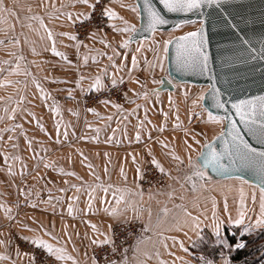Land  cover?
Wrapping results in <instances>:
<instances>
[{"label":"crops","instance_id":"obj_1","mask_svg":"<svg viewBox=\"0 0 264 264\" xmlns=\"http://www.w3.org/2000/svg\"><path fill=\"white\" fill-rule=\"evenodd\" d=\"M93 1L89 0V4ZM53 5L59 11H55ZM61 5L66 6L61 7ZM89 8L87 4L73 2V0H0V19L3 20V23H0L2 35L7 33L6 36L10 38L8 41L18 45L20 51L23 50L21 55L25 59L39 60L41 57L47 60V92L50 96L47 100V109L58 106L61 110L59 116H47L48 123L51 121L56 123L58 120L61 122L59 137L55 131L52 132L54 138L47 139V163L52 167L43 166V169L41 167L37 169L35 165L27 164L25 167L27 170H24L23 176L21 175L22 166L20 167L19 164L14 163L13 172L15 174L11 175L7 165L2 164L0 167L1 171L5 170L6 173H4L5 180L0 178V205L12 209V219H8L4 208L0 207V233L5 231V224L9 227V222L14 225L18 221V227L24 231L23 234L31 238L40 236L54 246L62 245L67 249V254L73 258L57 262L53 257L55 264H73L74 261L79 264H91V251L96 245L103 243L106 237H110V229L113 225L138 222L143 232L140 240L142 242L139 243L138 248L137 244L133 247L127 260L128 264H161V262L164 264H196L195 261L200 257L211 260L203 254L198 255L192 252V247L205 232L216 237L212 227L213 201L216 203L217 214L222 222V235L224 227L239 226L233 221L238 218L239 209L244 208L245 211V206L240 203L241 193H243L246 207L251 206V217L248 218L247 209L244 224H256L260 214V190L238 179L212 178L206 184L201 182L197 191H192L191 183L186 182L184 176L191 172L188 158L191 157L193 161H196L201 146L191 141L193 137H183L177 134L170 136L169 133L155 132L156 120L159 117L156 111L161 108L160 104L163 100L154 97L155 95L151 98L148 96L147 99L139 98L140 96L136 93L145 92L140 85L129 88L128 100L124 99V102L120 104L123 111L113 108L111 103L95 107L99 115L82 110L83 107L79 100L82 92L76 86V81L83 76L81 86L87 91L91 84L87 83L90 78L85 77L84 69H90L91 71L87 73L91 76L100 74L98 68L93 71V67L83 66L84 53H91L93 50L90 51V48L98 51L100 48L98 40L103 38L101 36L110 39L108 42L111 47L105 46L107 55H112V48L120 52L117 44L130 35L114 33L111 28L108 34L96 36L95 39L90 38L84 44L59 35L61 32L74 35L72 26L87 18ZM110 8L129 24L138 26V16L129 7ZM53 12L54 15H49ZM68 14H71L72 20H68ZM33 17H40L47 29L53 32L56 47L67 55V61L53 55L50 50L45 51V48L50 49L51 42L46 38V31L41 27V20L33 19ZM110 23L118 27L124 26L120 20L109 21ZM0 40L4 43V36L0 37ZM16 41L19 43H15ZM140 42H135V44ZM76 44L81 45L79 59ZM83 45L88 47L85 48ZM32 48H35L39 55H33ZM17 58L14 54L7 57L13 66ZM108 62L107 59V63L102 68L109 67ZM0 69L3 85L15 81L14 75L9 73L6 75H11V77L4 78V72H9L10 68L1 66ZM30 71L33 72L32 69ZM11 90L14 92L15 88ZM69 90L73 91L74 99L68 96ZM57 95L64 101L63 104L52 100ZM129 100H135L136 103H130ZM1 102V108L11 109L7 111L8 116L13 109L20 106L13 95H8L7 99L4 98ZM136 104H140L141 107L137 109ZM145 108L148 109L147 113ZM68 109L74 110L68 113ZM133 109H135L134 114H132ZM109 116L112 117L111 120L108 119ZM141 121L143 124L138 128L137 125H140ZM97 129H99L98 132ZM65 130L68 133L66 138L63 135ZM137 131L140 132L139 141L136 139ZM57 140H59L58 144ZM168 140L171 143L167 142ZM188 144L192 146L191 149L187 147ZM10 150L9 155L13 156L14 151ZM174 155L179 156L183 163L175 160ZM153 158H156L164 168L167 181L159 189L144 192L139 187L140 173L146 162H151ZM89 164L92 165L91 168L88 167ZM137 168L140 169L139 174L136 171ZM59 169H63V173H74V175H65ZM121 169L124 175H121ZM37 170L45 173L43 178L36 179L35 175L30 178L26 175ZM97 184L111 187L107 194L103 189L98 188L94 194L93 205L89 209L87 205L88 186ZM72 185H77L81 191L77 193ZM37 187L47 189L43 203L34 202V196L26 198L21 194V190L25 188H32L34 191ZM117 188L130 189L124 194L125 201L120 207L124 209L129 204L131 207H128L123 215L114 217L104 209L115 206V197L112 193ZM60 189L65 191L61 192ZM253 194L256 197L255 201L252 199ZM49 195L53 197L51 204L45 203ZM74 195L79 196V200L69 201L68 197ZM245 195L247 201H245ZM57 197L60 198L59 201ZM225 200L228 204V212L224 211ZM70 202L74 208L73 216H69L67 211ZM188 213L191 216L187 215ZM191 217H199V228H193ZM65 224L68 225L67 235L64 229ZM91 224L96 225L95 231L90 227ZM258 228L262 227L253 229ZM45 233H50V235H45ZM53 236L56 237L55 240L52 239ZM92 240L100 242L93 244ZM165 244L167 247L164 246ZM220 259L219 254L218 259L212 261L214 264H220ZM0 264L4 262L0 260ZM12 264H20V262H12Z\"/></svg>","mask_w":264,"mask_h":264},{"label":"snow or ice","instance_id":"obj_2","mask_svg":"<svg viewBox=\"0 0 264 264\" xmlns=\"http://www.w3.org/2000/svg\"><path fill=\"white\" fill-rule=\"evenodd\" d=\"M73 2H79L83 4H87L90 8H94L95 4H89V0H73ZM99 2V0H97ZM160 4L163 6V8L169 12V13H188L192 12L194 10L202 8L204 5L211 6L215 4L217 7L221 6L222 4L228 3V0H159ZM66 5H61V7H65ZM122 7L124 5H121ZM128 7L131 9L133 13H135L137 16H139V8L135 5H128ZM53 8L55 11H59V9L55 8V5H53ZM144 11L146 13V25L144 30L155 34L159 27L161 25H166L168 23V20L158 11L153 5L149 3V0H144ZM49 15H54L53 13H50ZM103 15L107 17L108 21H114V20H120L123 23V27H118L114 23H110V27L112 28L114 33H122V34H131L138 31L136 24H129L127 20H125L122 16H118V14L109 7H105L103 9ZM68 20H72L71 14H68ZM33 19H39L41 20V27L45 29L46 31V38L48 41L51 42L50 49L45 48V51L50 50L51 53L57 57H60L62 60L67 61L68 57L65 53L59 51L56 47V40L53 32L50 29H47V26L44 25L42 19L40 17H33ZM0 23H3V20L0 19ZM184 21H180L174 25L175 29H180L184 25ZM231 23V22H229ZM233 28L236 26L234 24H231ZM61 36H67L69 39L75 41L77 40V37L75 35H71L67 32H61L59 33ZM97 36V32L91 33V38L95 39ZM44 39V37H42ZM259 44V50L257 52L256 49L251 47L252 41L249 39L243 38L240 41V44L245 46L241 48L240 56L243 59V62L247 63L249 59H255L260 58L264 60V36H261L257 38L256 41ZM3 42L0 41V44ZM15 43H19V41H16ZM100 43L104 44L106 47H111V44L106 39H101ZM131 43V39L126 38L122 40V42L119 44V47L122 49L127 50L129 48V45ZM207 41L205 39V36L203 34V30L200 31H192L188 32L185 35L182 36H169L168 39H163L162 45L160 42L153 41V46L149 48L150 51L154 54L153 61H148L145 58V64L147 65L146 71L148 69L154 70L157 66L163 70L164 67V61L168 58L169 53V46L174 45L176 50V63L178 67L181 70H191V71H198V72H207L208 66H209V55L206 51H204V47L206 45ZM77 49V55L78 59L80 58L79 49L81 47L80 44H76ZM85 48H87V45H83ZM144 46V42H140L139 46L136 47L134 53L131 56V65L132 68L129 69V79H132L131 72L132 69H135L138 67V59L137 54L141 52L142 48ZM33 55H39V53L36 51L35 48L31 49ZM100 56L107 55V53L104 52H98L97 53ZM121 53L117 52L115 48H112V55H107V59L111 62V66L113 69H115V72L111 75V84L113 87H115L118 83H123V78L117 79L116 73L122 71L125 67V64L121 62L119 65L115 62V57L120 56ZM125 58L128 56V52L125 51L124 54ZM24 59L23 56H20L17 58V63L15 68L10 70L11 75H31L30 72H27L21 68V65L19 61H22ZM91 59L93 62H96V56H92ZM89 56L84 55L83 56V62L85 64L88 63ZM3 63H7V61H3ZM35 63V62H33ZM70 63V62H69ZM107 67L100 70V74L96 75L93 82L90 85L91 89H94L96 91H100L104 87L103 83V76L107 75ZM84 79L83 76L80 77L76 81V86L80 88V91L83 93L85 89L81 86V81ZM53 82H61V81H53ZM66 82V81H64ZM136 83H140L139 80H135ZM33 83L36 85L37 89L40 91L42 99L48 100L50 98L49 93L44 90L42 85L39 83V81L35 80L33 78ZM153 83H158V81H153ZM0 86H3V84H0ZM143 87V85H142ZM209 96L212 100V106L222 111L223 115H215L212 111H209L207 109H203V111L207 112V120L209 123H216V124H227L226 129L222 130L219 134V136L214 137L211 142H205L202 145L201 150L198 154V160L201 161V163H197L196 161H193L191 157L188 158V163L191 168L190 174L186 173L184 176V180L186 182L191 183L192 191L198 190V185H201V182L208 183L211 181L212 177L209 176V170H211L212 173H214L217 176L224 177L226 179H240L239 176L234 175V173L239 172L242 168H248L253 170L256 175L259 178L260 182V216L256 220V224H244V220L246 217V212L244 211V208H241L238 210V218H236L233 222L236 225L241 226L242 228V235L243 234H250L254 227H264V150H257L253 148L247 140L243 138V135L240 132L239 127L237 126V121L235 118H233L232 113L234 112L235 117L239 118L240 124L244 126L245 131L248 132L249 135H251L258 143L264 144V96L250 98V99H239L235 102L231 103V112L229 111V108L227 106V103L221 98L220 90L216 87H212L209 90ZM137 96H143L144 99L148 98L149 93L147 91L141 93H136ZM158 95V94H157ZM68 96L71 98H75L73 95V91H68ZM125 99L128 100L127 94L125 93ZM205 99V95L201 93V95L198 97V99L193 100V105L200 104L201 101ZM23 98H21V101ZM130 103H136L135 100H129ZM102 104H109L111 103L112 107L123 111L122 106L120 104H117L110 100H102L100 101ZM140 104H136V108H140ZM202 107V105H201ZM19 109H14L13 112L9 115V119H15V113ZM52 112L56 115L60 114V108L58 106L52 107ZM27 111V110H25ZM89 112L96 113L95 108H89ZM148 109L145 108V112L147 113ZM135 109L132 110V114H134ZM75 114V113H74ZM99 115L98 113H96ZM29 115H33L29 112ZM197 117L201 116V113H195ZM165 118H167L168 113H164ZM2 119V118H0ZM109 120L112 119L111 116L108 117ZM127 119V117H125ZM178 119V118H177ZM191 119V117H190ZM143 124V121H141L140 125H137L139 128ZM91 127V125H89ZM16 128H22L21 125H13L6 129L0 130V133L3 131H15ZM60 129H61V122L58 120L55 125V130L57 133V137L60 135ZM41 130H43V126L41 125ZM164 129L161 128L160 131H163ZM97 132L99 129L96 130ZM115 131V130H113ZM185 133H188V130L185 129ZM64 137L66 138L68 133L67 130L63 133ZM196 135H193V140L196 144H200V140L196 139ZM0 139H2V135H0ZM9 139H13L12 137H9ZM26 141L28 142L29 146H31V141L28 140L27 136H25ZM136 139L137 141L140 140V132L137 131L136 133ZM216 140H219L221 142V146L219 149L215 146ZM59 142V140H57ZM163 143V142H161ZM185 144H187V141H185ZM167 147V145H164ZM13 147H18V145L14 144ZM187 147L191 149V145L188 144ZM151 154V152L149 153ZM5 164L8 166V172L9 174H15L13 172V165L16 161L20 160L19 156H10L8 153H3ZM173 158L180 163H183L182 160H180L179 156H173ZM12 161L13 163H9V161ZM133 160H135V157H133ZM151 163L155 165L161 172H164V168L159 163V161L156 158H153ZM45 168L52 167L51 164L45 163ZM26 166L22 165L21 167V175L24 174V169ZM89 168L92 167V165H88ZM61 173H63V169H59ZM137 173L139 174L140 169H136ZM65 175H74V173H63ZM121 175H124L123 169H121ZM99 179V177H97ZM67 183V181H65ZM72 187L75 189L77 193L81 191V188L77 185H72ZM109 187H105L102 184H97L95 186H88V201L87 205L88 208L91 209L93 205V201L95 199V192L98 188L103 189L104 193L107 194ZM61 192H64V189H60ZM130 189L124 188H117L115 191H113L112 195L115 197V206L109 208H105V212H110V214L114 217H119L123 215L128 207H131V205H126L124 209H121L120 205L125 201V193L129 192ZM21 194L24 195L26 198L31 197L32 192L31 189L27 190H21ZM39 195V193H37ZM59 197H57V201H59ZM253 201H255L256 197L255 194L252 196ZM53 200V197L49 195L48 200L45 201V203L51 204ZM69 201H78L79 196L74 195L71 197H68ZM241 205H245L244 203V196L243 193H241V199H240ZM35 207V205H32ZM0 207L4 208L5 216L8 219H12V209L7 208L4 205H0ZM18 207V205H17ZM54 207V206H53ZM68 215L73 216L74 215V208L73 204L70 202L67 207ZM224 211L228 212V204L225 200L224 203ZM187 215L191 216L190 213ZM207 218V217H205ZM192 219V225L193 228H199L200 220L199 217H191ZM212 219H213V232L216 236L215 244L216 245H222L223 248L228 249L229 252L232 251V245L227 244L224 238L221 235V220L219 219V216L217 214L216 210V203L213 201L212 204ZM67 227L68 225H64L65 234L67 235ZM90 227L93 231L96 230V225L91 224ZM30 231H33L30 229ZM45 235H50V233H45ZM27 239V237L25 238ZM52 239H56L55 236L52 237ZM71 237L69 236V240ZM32 242L38 247L45 250L47 254L54 257L57 262L59 261H68L72 260L73 258L67 254V249L60 245V246H54L53 244L49 243L47 240L42 239L40 236H34L32 238ZM100 241L92 240L93 244L99 243ZM142 241H138L137 248L139 243ZM3 241H0V244H3ZM103 243L106 244H113L114 241L111 239V237H106L103 240ZM167 247V245H164ZM183 247V245H181ZM245 247V243L243 242H237L235 244L236 249H242ZM75 250V249H74ZM112 251L115 252V246H113ZM17 255H19V250H17ZM220 264H232V261L228 258V255H226L223 251L220 253ZM8 259L5 255H0V260H6ZM202 261V264H214L212 260H206L204 257L200 258ZM29 264H36V258L30 257ZM73 264H79V262L74 261ZM91 264H96V260L93 257L91 259ZM109 264H117V261L112 260L109 261ZM122 264H128L127 259L125 258L122 261ZM161 264H164V262H161Z\"/></svg>","mask_w":264,"mask_h":264},{"label":"rangeland","instance_id":"obj_3","mask_svg":"<svg viewBox=\"0 0 264 264\" xmlns=\"http://www.w3.org/2000/svg\"><path fill=\"white\" fill-rule=\"evenodd\" d=\"M94 1L91 4H93ZM105 1L107 3L106 7L109 8L122 7L121 5H124L123 7H128V5H135L133 0H105ZM197 28H198V24H187V25H183L180 29H175V30L172 29L166 32H156L151 36L150 39L144 41V46L141 52L137 54L138 67L132 69L131 72L132 79H129V69L132 68L131 56L134 53L136 47H138L140 43L137 44L131 43L127 50L120 48L119 44H117V47L119 48L118 50L120 51L121 55L115 57V62L117 63V65H119L121 62L125 64L124 69L116 73V76L118 80L121 77L123 78V81H125L128 86V90L132 86L143 85L141 89L147 91L149 93L148 96L150 98L153 97V95H155L154 97L163 100V102H161L160 104L161 108L159 110L157 109L156 111L159 117L156 120L157 124H156L155 132H162L165 134L169 133L170 136L177 134L189 138L193 137L194 134H197L196 139L200 140L199 145L202 148V145L205 142H210L215 136L220 134V132L223 130L224 127V124H216V123L208 122L207 112L203 111V108L201 107L202 101L200 102V104H197L195 106L193 105V100L198 99L201 93L204 94L207 91V88L202 86H193L189 84L175 83V90L172 93L169 92H164L161 94L155 93L153 89L155 90L157 87H159L160 79L163 77H167L166 60L164 61L163 70H161V68L157 66L154 70L148 69L146 71L145 69L147 68V65L144 62L145 58L148 61H153L154 59L153 52L149 50V48L153 46V41L160 42L162 45L163 39H168L169 36H180L188 32H191ZM110 29L111 27L109 26L108 32L101 33L99 35L97 34V36L108 34L110 32ZM5 31L6 28L4 29V32ZM10 34L11 33H9V35ZM6 35H7L6 32L4 35H2V32L0 30V37L4 36V43L0 44V67L3 66L5 68L13 69L15 68L16 64L13 66L11 64V61L8 60L7 57H10L12 54L17 55V57H20L22 56L21 54L23 50L21 49L20 51L18 45L9 42L8 39L10 40V38H8ZM101 37L103 38H99L98 41H100L101 39H106L107 41H110L109 38H105L104 36ZM126 38H129V35H127ZM87 40L81 44L86 43ZM99 47L100 48L98 51L94 48H90V51L93 50L91 53L88 54L86 52L84 53V55L89 56V60L88 63L87 64L84 63L83 66L89 65L88 67L90 66L93 67L92 68L93 71H96L97 68L98 70L103 69L102 67L105 66V64L107 63V57H106L107 55L100 56L97 53L98 52L108 53V52L106 51L104 44L100 43ZM125 51L128 52L127 58H125V56L123 55ZM94 55L96 56V62H93V60L91 59V57ZM3 61H7V63H3ZM15 61L17 63V60ZM19 63L21 65V68L27 72H30L31 75H25V74L14 75L15 81L13 83L8 85L4 83L3 86H0V104L2 103L1 102L2 99L4 98L7 99L8 95H13L14 99L16 98L17 102L20 105L19 108H15V109H19L15 113V119H9V116L7 115V111H11L10 108L0 107V118H2L0 119V130L6 129L13 125H21L22 128H16L15 131H3L2 133H0V135H2V139H0V167L2 164L6 165L4 161L3 153L9 154L11 153L10 149H12L14 151L13 156H16L18 153V156L20 157V160L15 162L16 164H19L20 167L22 165L26 166L27 164H30L33 166L35 165L37 169H39V167L42 168L45 165V163H47V139L49 137L54 138L52 132L56 131L55 121H51V123H48L47 116L55 117L59 115L54 114L51 109H47V100L42 99L40 91L33 83V78H35V80L39 81V83L42 85L44 90L47 92V60H44L41 57L39 60H33V59L27 60L24 58L22 61H19ZM108 63H109V67H107L108 74L103 76L104 87L100 91H103V89L105 88L106 80L111 81V75L113 72H115V69L114 71L112 69L111 62L109 61ZM30 69H32L33 72H31ZM84 71L86 73L85 77L90 78V80L87 83L91 84L95 76H91V74L87 73L88 71H91L88 68H85ZM7 73L10 74V71L4 72L3 75L5 79L11 77V75L9 76L6 75ZM135 80H139L140 83H136ZM154 80L158 81V83H153ZM1 82L3 81H2V75L0 69V84H2ZM13 87L15 88L14 92L11 90ZM9 89L10 91H6ZM93 90L94 89L88 87V90L87 91L85 90L82 93V95L79 98L81 104H82V99L89 93L100 92ZM21 98H23L22 101ZM139 98L144 99L142 95ZM52 100L58 103H62V104L64 103V101L60 99L59 95L53 97ZM97 106H100V104L96 105L95 107ZM88 109L89 108H85V107L82 108L83 111H88ZM71 110L74 109H68V113ZM29 112L32 113L33 115H29ZM165 112L168 113L167 118H165L164 116ZM195 113H201V116L197 117ZM41 125L43 126V130H41ZM161 128H163L164 130L160 131ZM185 129L188 130L187 134L185 133ZM25 136H27L28 140L31 141V146H29L28 142L25 139ZM9 137H12L13 139L10 140ZM191 141L194 142V140ZM167 142L171 143L170 140H168ZM56 143L58 144V142ZM14 144L18 145V147L14 148L13 147ZM15 149L18 150V152H16ZM11 162L12 161L10 160L9 163ZM24 170H27V168H25ZM4 173L5 170L4 172H2L0 168V178L5 180ZM44 174H45L44 172L37 170L35 172L31 171V173L26 175L27 176L29 175L30 178H32L33 175H35L36 179H41L43 178ZM30 189L32 192L31 197L34 196V200H35L34 202L43 203L45 200L43 199L45 197L44 194H47V189L44 187H37L34 189V191L32 188ZM25 190L27 189L25 188ZM37 193H39V195H37ZM245 201H247L246 195H245ZM247 209L249 211L248 218H250L251 206L249 205V208L248 206L245 207V211ZM11 223L9 222V227H7L5 224L4 226L5 231L0 233V241L4 242L3 244H0V255H5L8 257V259L2 261L4 262V264H9V263L12 264V262L15 263L20 262V264L23 263L29 264L30 256L28 257L27 254L20 251H19V255H17L18 248L16 247L14 238L16 240L19 239L20 242L33 245L34 247L37 246L32 242L31 236H27L26 234L22 233L24 231H22L18 227L19 226L18 221L14 225H11ZM259 232H263L262 238L264 239V227L253 229L251 233H255L254 237H258L257 233ZM26 237L27 239H25ZM214 239L216 240V238ZM257 246L259 249V255H261L264 252V242L259 241ZM222 251L226 252L225 249ZM203 256L208 257L209 259L212 260V258H210L206 253H203ZM200 258L199 260L195 261L196 264H202Z\"/></svg>","mask_w":264,"mask_h":264},{"label":"water","instance_id":"obj_4","mask_svg":"<svg viewBox=\"0 0 264 264\" xmlns=\"http://www.w3.org/2000/svg\"><path fill=\"white\" fill-rule=\"evenodd\" d=\"M133 1L139 8L140 14L138 16V31L131 33L129 37L131 43L143 42L150 39L153 34L144 30L146 25L144 0ZM149 3L168 20V23L161 25L157 32L172 30L174 25L180 21H184V25L198 24V28L193 31L203 30L207 41L204 51L209 55V70L207 72L181 70L176 63L175 46L170 45L166 59L167 77L160 79V85L154 90L155 93H172L175 90V83L206 87L202 108L212 111L215 115L224 113L212 106V100L208 94L212 87L220 90L221 98L227 103L230 112L231 103L236 100L264 96V60L257 57L249 59L245 63L240 56L241 48L245 47L240 44L243 38L251 40V47L257 52L259 50V44L256 41L257 38L264 36V0H228V3L219 7L215 4L204 5L202 8L188 13H169L159 0H149ZM231 24L236 27L233 28ZM232 115L237 121L243 138L253 148L264 150V144L258 143L245 131L234 112ZM226 127L227 124H224L223 130ZM215 146L219 149L221 142L216 140ZM196 162L201 163L198 158ZM234 175L240 177L238 180L260 190L259 178L253 170L242 168ZM209 176L226 179L215 175L211 170H209Z\"/></svg>","mask_w":264,"mask_h":264},{"label":"built area","instance_id":"obj_5","mask_svg":"<svg viewBox=\"0 0 264 264\" xmlns=\"http://www.w3.org/2000/svg\"><path fill=\"white\" fill-rule=\"evenodd\" d=\"M95 7L89 9L86 19L76 22L73 25V34L77 37V41L83 43L91 37L92 32L97 34L109 31V21L103 15V9L106 7L105 0L94 1ZM128 92V86L125 81L112 86L110 80H106L105 88L100 92L89 93L82 99L83 107L92 108L101 104L102 100H110L117 104L124 102L125 93ZM167 176L161 172L155 165L147 162L140 173L139 187L142 191H152L163 187L166 184ZM143 232L138 222H126L115 224L110 229V237L114 241L113 244L101 243L96 245L91 251V258H95L96 264H109V261L115 260L122 263L126 258L130 257L133 247L141 240ZM16 247L20 252H24L28 257H35L36 264H54L55 260L47 254L42 248L34 247L27 243L20 242L15 239ZM115 246L116 251L112 248Z\"/></svg>","mask_w":264,"mask_h":264},{"label":"trees","instance_id":"obj_6","mask_svg":"<svg viewBox=\"0 0 264 264\" xmlns=\"http://www.w3.org/2000/svg\"><path fill=\"white\" fill-rule=\"evenodd\" d=\"M255 233L243 234L240 226L224 227L222 237L227 244L232 245V251L223 248L222 245H216V237H212L208 233H203L201 237L192 247V252L198 255L206 253L212 260H216L222 250L225 249L226 254L232 261V264H264V252L259 255L258 242L263 241V232L257 233L258 237H254ZM256 236V235H255ZM237 242L245 243V247L242 249H236L235 244Z\"/></svg>","mask_w":264,"mask_h":264},{"label":"bare ground","instance_id":"obj_7","mask_svg":"<svg viewBox=\"0 0 264 264\" xmlns=\"http://www.w3.org/2000/svg\"><path fill=\"white\" fill-rule=\"evenodd\" d=\"M60 106V105H59Z\"/></svg>","mask_w":264,"mask_h":264}]
</instances>
